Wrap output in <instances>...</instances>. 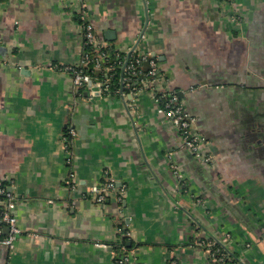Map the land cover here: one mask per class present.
I'll list each match as a JSON object with an SVG mask.
<instances>
[{
	"label": "crops",
	"instance_id": "0c3cea01",
	"mask_svg": "<svg viewBox=\"0 0 264 264\" xmlns=\"http://www.w3.org/2000/svg\"><path fill=\"white\" fill-rule=\"evenodd\" d=\"M81 11L166 79L133 92L122 67L105 88L90 61L75 88ZM0 46V180L20 228L0 264H114L123 237L139 264H216L203 241L225 237L232 264H264V0H0ZM173 91L210 163L162 110ZM109 180L104 203L87 195Z\"/></svg>",
	"mask_w": 264,
	"mask_h": 264
},
{
	"label": "built area",
	"instance_id": "2783aa9c",
	"mask_svg": "<svg viewBox=\"0 0 264 264\" xmlns=\"http://www.w3.org/2000/svg\"><path fill=\"white\" fill-rule=\"evenodd\" d=\"M79 14L83 21V45L85 47V53L79 64L67 65L65 67L67 70L71 71L73 75L75 88L81 89L87 86L92 80V76L86 71L90 61L94 62V68H92V70L102 69L104 73H111L116 66L121 68L124 67L125 87L132 89L133 92L138 91L142 86L147 87L149 81L166 79L164 71L159 67L157 57L151 51L142 52L134 49L129 56V51L126 53L117 51L114 63H109L111 54L107 51V45L98 38L94 25L89 21L85 12L81 11ZM86 48L96 51V56H93L95 57L94 59L90 56ZM110 75L112 76V73ZM109 79L108 77L101 85H104L105 88H109ZM118 92L119 91H117V93ZM157 99L161 102L162 110L165 115L179 131L184 145L203 162L210 163L213 160V155L202 150L205 139L194 130L195 117L188 111L179 95L174 91L170 93H161L157 95ZM75 135V129L71 128L69 136L74 137ZM113 188H115V183L113 180H109L91 186L88 189L87 195L98 203H104L108 193H110ZM0 201H2L4 205L2 209L0 208V244L12 247L20 232V228L17 224V217L13 213V209L17 202V195L3 180H0ZM6 226L9 227V231L6 235H2V229ZM228 242L229 237H225L220 245L213 239H208V241L204 240V251L216 264H232V260L229 256L230 254L224 247L225 243ZM135 255V248L125 249L122 257L118 258V256H115L114 264H139L136 261ZM170 264H178V261L172 259ZM235 264L243 263L237 261Z\"/></svg>",
	"mask_w": 264,
	"mask_h": 264
},
{
	"label": "trees",
	"instance_id": "16d2710c",
	"mask_svg": "<svg viewBox=\"0 0 264 264\" xmlns=\"http://www.w3.org/2000/svg\"><path fill=\"white\" fill-rule=\"evenodd\" d=\"M86 50L87 51H89V53H90V56L94 59L95 57H93L95 54H96V51L94 50V49H90V48H86ZM107 51L111 54L110 55V61H109V63H114V59H115V57H116V53H117V49H115L113 46H107ZM96 56V55H95ZM93 63L94 62H92V63H90V65H89V68H91L92 67V65H93ZM89 70V69H88ZM93 71V70H92ZM89 72H91L90 70H89ZM113 79H116V80H118L119 79V77H120V75H121V67H118V66H116L114 69H113ZM111 73H98V72H96V71H94V73H92V75H97V76H99V77H102V78H104V77H109V76H111L110 75ZM2 232H3V229H2ZM217 244H219L220 245V243H217ZM115 246L116 247H119V249H118V253H117V255L116 256H118V258L119 257H122V254L124 253V251H125V249H130V248H133V244H129V242H128V239H127V237H123V239H121L120 240V242H117L116 244H115ZM125 249H124V248ZM230 254V253H229ZM230 256V259L231 260H234V259H236L235 257H234V255H232V254H230L229 255ZM115 264H120V263H115Z\"/></svg>",
	"mask_w": 264,
	"mask_h": 264
},
{
	"label": "water",
	"instance_id": "95a60500",
	"mask_svg": "<svg viewBox=\"0 0 264 264\" xmlns=\"http://www.w3.org/2000/svg\"><path fill=\"white\" fill-rule=\"evenodd\" d=\"M134 49H135V48H133V49H131V50L129 51L128 56L130 55L131 51H133ZM4 50H5V48H4L3 46H0V52H3ZM127 61H128V60H127ZM127 61H126V63H127ZM126 63H125V64H126ZM5 230H6V231H9V227L6 226V227H5ZM219 243H221V242H219ZM129 244H130V242H129ZM224 247L226 248V250H227L230 254H232V255H234L235 257H237L236 254H235V252H234V250L230 247V245H229L228 243L225 244Z\"/></svg>",
	"mask_w": 264,
	"mask_h": 264
}]
</instances>
